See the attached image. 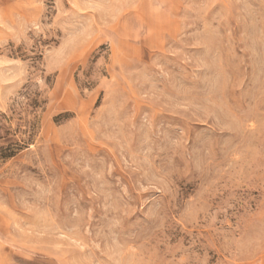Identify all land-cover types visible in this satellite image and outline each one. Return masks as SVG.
Returning a JSON list of instances; mask_svg holds the SVG:
<instances>
[{"label":"rangeland","instance_id":"rangeland-1","mask_svg":"<svg viewBox=\"0 0 264 264\" xmlns=\"http://www.w3.org/2000/svg\"><path fill=\"white\" fill-rule=\"evenodd\" d=\"M0 264H264V0H0Z\"/></svg>","mask_w":264,"mask_h":264},{"label":"trees","instance_id":"trees-1","mask_svg":"<svg viewBox=\"0 0 264 264\" xmlns=\"http://www.w3.org/2000/svg\"><path fill=\"white\" fill-rule=\"evenodd\" d=\"M12 154H9L7 157L11 156Z\"/></svg>","mask_w":264,"mask_h":264}]
</instances>
